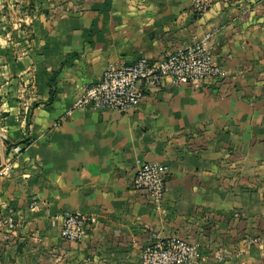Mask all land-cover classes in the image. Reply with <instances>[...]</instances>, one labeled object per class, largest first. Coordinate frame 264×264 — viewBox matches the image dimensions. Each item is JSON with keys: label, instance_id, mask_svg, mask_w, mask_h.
Wrapping results in <instances>:
<instances>
[{"label": "crops", "instance_id": "crops-1", "mask_svg": "<svg viewBox=\"0 0 264 264\" xmlns=\"http://www.w3.org/2000/svg\"><path fill=\"white\" fill-rule=\"evenodd\" d=\"M30 1L16 18L29 27L1 17L2 157L23 150L0 176V264H140L171 236L198 242L201 264H264V0H215L204 14L193 0ZM208 32L224 77L140 83L130 112L72 109L108 66ZM138 159L169 168L162 211L134 188ZM64 212L88 216L82 241L52 222Z\"/></svg>", "mask_w": 264, "mask_h": 264}, {"label": "built area", "instance_id": "built-area-1", "mask_svg": "<svg viewBox=\"0 0 264 264\" xmlns=\"http://www.w3.org/2000/svg\"><path fill=\"white\" fill-rule=\"evenodd\" d=\"M215 0H193V9L198 14L207 12ZM208 32L198 42L167 52L158 58L141 57L136 61L122 62L108 66L101 79L88 86L72 104V109H113L130 112L136 108L143 96L140 83L160 88L166 78L174 84H196L224 77L227 72L217 61ZM4 138V136H2ZM19 144H14L2 157L0 176L10 175L13 159L22 152ZM169 168L160 162L137 160V169L133 179L134 188L146 192L157 211L163 210L168 190ZM59 226L61 236L74 242H80L89 228L88 216L78 212H64L52 217ZM5 223L14 228L15 218L9 216ZM157 239L147 244L140 255V264H201L203 257L198 242L179 236ZM247 239V238H246ZM247 243H257L259 239L248 238ZM230 255L227 248L217 253L218 260Z\"/></svg>", "mask_w": 264, "mask_h": 264}, {"label": "rangeland", "instance_id": "rangeland-1", "mask_svg": "<svg viewBox=\"0 0 264 264\" xmlns=\"http://www.w3.org/2000/svg\"><path fill=\"white\" fill-rule=\"evenodd\" d=\"M33 6L30 0H0V30L3 29L1 26L2 19L4 17L5 29L13 28L20 23L25 24L29 27L28 23H23L16 20L18 15L30 14L32 12Z\"/></svg>", "mask_w": 264, "mask_h": 264}, {"label": "water", "instance_id": "water-1", "mask_svg": "<svg viewBox=\"0 0 264 264\" xmlns=\"http://www.w3.org/2000/svg\"><path fill=\"white\" fill-rule=\"evenodd\" d=\"M1 161H2V152H1V141H0V164H1Z\"/></svg>", "mask_w": 264, "mask_h": 264}]
</instances>
